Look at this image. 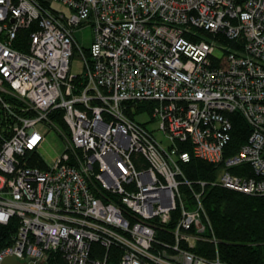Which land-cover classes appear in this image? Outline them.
Segmentation results:
<instances>
[{"label":"built area","instance_id":"1","mask_svg":"<svg viewBox=\"0 0 264 264\" xmlns=\"http://www.w3.org/2000/svg\"><path fill=\"white\" fill-rule=\"evenodd\" d=\"M128 102H152L162 139L125 113ZM233 113L251 132L224 158ZM39 125L64 131L53 164L39 154ZM186 142L221 164L216 183L264 195V0H0V224H14L0 261L47 264L59 252L66 264H107L91 255L98 243L118 246L119 264H224L217 251L179 247L212 232L202 193L190 206L180 191ZM36 154L40 167L29 164ZM243 164L253 177L230 172ZM176 209L175 243L155 249L154 221Z\"/></svg>","mask_w":264,"mask_h":264},{"label":"trees","instance_id":"2","mask_svg":"<svg viewBox=\"0 0 264 264\" xmlns=\"http://www.w3.org/2000/svg\"><path fill=\"white\" fill-rule=\"evenodd\" d=\"M220 40L231 46L235 43L220 35ZM29 38V30L19 31L18 44L25 45ZM152 102H128L125 113L141 124L145 122L138 117L147 113L151 116ZM231 129L228 141L224 148V158L235 155L244 145L250 135L251 129L237 113L229 115ZM60 126L65 127L61 118H57ZM180 151L189 152L190 159L186 163H180L182 176L180 180H187L190 184H182L180 191L188 205H192L193 194L202 193V205L210 222L212 232H207L205 241H197L192 248L185 242H180V248L189 249L197 256L213 259L216 251L224 264H264V195L245 194L219 185L217 177L222 170L221 164H214L205 159L196 157L192 153L189 143L179 145ZM135 157L139 158V155ZM141 160V159H140ZM42 159L36 154L29 162L31 166H41ZM143 162L142 166L146 167ZM234 175L253 177L254 173L248 165H239L230 169ZM201 183L205 187L201 189ZM100 196L105 201L109 200L104 192ZM127 214V213H126ZM129 215V214H127ZM180 217V210L171 212L170 221L166 224L156 223L155 249H165L173 246L175 237L173 228L176 227ZM14 227L10 221L8 224H0V249L9 244V231ZM214 238L215 242L211 240ZM93 258L107 257V264H119L122 254L118 246L109 249L93 243L91 246ZM47 264H66L61 253H52Z\"/></svg>","mask_w":264,"mask_h":264},{"label":"rangeland","instance_id":"3","mask_svg":"<svg viewBox=\"0 0 264 264\" xmlns=\"http://www.w3.org/2000/svg\"><path fill=\"white\" fill-rule=\"evenodd\" d=\"M78 43L82 47H87L90 44L91 29L85 28L80 32L75 33ZM71 69L73 73H79L82 71V61L75 56L71 61ZM138 120L145 122L149 129L154 130L157 138L162 139V135L158 132V122L151 120L150 115L145 113L138 117ZM38 131L43 136L44 140L39 148V154L45 162L53 164L61 155H63L67 149V142L64 138V131L61 133L46 125L37 126Z\"/></svg>","mask_w":264,"mask_h":264},{"label":"water","instance_id":"4","mask_svg":"<svg viewBox=\"0 0 264 264\" xmlns=\"http://www.w3.org/2000/svg\"><path fill=\"white\" fill-rule=\"evenodd\" d=\"M30 257H26L23 261H21L15 254L7 255L2 258L0 264H27V260ZM38 264H44L43 262H39Z\"/></svg>","mask_w":264,"mask_h":264}]
</instances>
